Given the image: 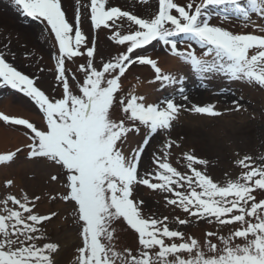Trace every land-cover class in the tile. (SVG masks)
I'll return each instance as SVG.
<instances>
[{
    "label": "snow or ice",
    "instance_id": "snow-or-ice-1",
    "mask_svg": "<svg viewBox=\"0 0 264 264\" xmlns=\"http://www.w3.org/2000/svg\"><path fill=\"white\" fill-rule=\"evenodd\" d=\"M13 3L54 37V68L38 71L52 72L55 87H45L43 75L19 70L9 59L14 53L0 49V89L22 94L38 117L0 111V123L21 128L22 136L18 145L0 149V166L23 154L57 174H49L43 195L14 178L0 182V264H59L61 243L48 227L61 213L42 210L46 200L71 210L64 220H72L80 240L74 264H264V156L234 153L238 171L216 179L208 159L171 135L183 113H239L246 111L243 97L223 111L218 101L194 103L184 75L160 57L141 54L158 42L201 81L264 89V0H157L146 14L111 0H77L71 20L62 0ZM85 22L110 32L114 55L97 60ZM137 66L150 69L148 85L174 92L156 100L135 86L126 92L127 75ZM141 189L160 196L170 214L146 212ZM117 223L134 233V248L119 244ZM197 223L215 230L202 239L181 230Z\"/></svg>",
    "mask_w": 264,
    "mask_h": 264
},
{
    "label": "rangeland",
    "instance_id": "rangeland-1",
    "mask_svg": "<svg viewBox=\"0 0 264 264\" xmlns=\"http://www.w3.org/2000/svg\"><path fill=\"white\" fill-rule=\"evenodd\" d=\"M84 2L85 0H81L82 4ZM111 3L124 9L131 8L137 13L146 14L155 10L157 0H149V3L145 5L138 4V0H111ZM62 4L71 20L74 17L77 0H62ZM81 11L83 13V8ZM82 27L95 36L98 47L97 60L115 54L116 46L109 39L110 32L108 30H91L87 22ZM43 29L44 26L38 21L23 15L14 5L13 0H0V49L14 53V56H9V59L14 61L19 70L29 75H43L44 86L55 87L52 72L45 71L41 74L38 71V68L49 69L54 68L55 65L54 37L45 35ZM6 45L7 48H5ZM141 54L163 57L167 64L171 61L170 56L165 53L158 42H153L151 46H147L141 51ZM68 66L73 71L75 70V65L69 63ZM169 70L186 77L184 86L190 100L194 103L218 101V107L223 111L225 108L231 107L233 99L243 97L241 103L244 104L246 111L239 113L224 112L218 118L195 113H183L171 132L173 138L183 137L186 148H194L198 155L210 161L209 172L216 179H223L225 173L233 174L238 171L233 163L234 153L242 155L247 153L256 158L264 156V89L249 85L246 82L229 83L220 79L201 81L189 66L177 60L171 64ZM137 78L141 85L137 83ZM149 79H152L149 68L134 67L125 80V91H131L135 86L137 94L148 95L151 100L163 98L174 92V89L158 91L156 86L147 84ZM205 83L207 87L202 86ZM222 89L225 91L224 95L220 94ZM6 100L37 115L32 104L22 94L10 89H0V103L6 102ZM178 102H180L179 97ZM9 128H14V131L21 133L19 127ZM159 139L157 137L151 143L156 144ZM144 163L145 165L148 163L147 155L144 158ZM17 165H21V168L17 169ZM0 171V182H3L5 178L15 179L17 175H20L23 178V187L29 193L38 195H43L50 190L49 174H57L50 164L43 161L31 162L23 154L18 155L12 166L4 167ZM55 187L58 185H51V188ZM139 195L146 201V212L170 214L160 203V196L147 189H141ZM40 207L42 210L52 208L61 213V218L54 220L49 225L48 234L53 240L61 243L60 253L57 256L59 264L62 263L60 261L63 255L65 264H74V253L76 247L80 245V240L72 220L69 219L67 222L64 220V217L71 216V210L65 208V205L59 201L46 200ZM114 226L119 233V244L134 248L137 243L134 233L123 223H117ZM181 230L202 239L203 233L215 229L209 228L203 223H197ZM227 232L228 229H225L224 234ZM66 240H69V243L67 251L63 252L66 250L63 248Z\"/></svg>",
    "mask_w": 264,
    "mask_h": 264
},
{
    "label": "bare ground",
    "instance_id": "bare-ground-1",
    "mask_svg": "<svg viewBox=\"0 0 264 264\" xmlns=\"http://www.w3.org/2000/svg\"><path fill=\"white\" fill-rule=\"evenodd\" d=\"M161 59L165 60L163 57ZM170 59H171V61H170L171 63L169 62L166 65L168 68L171 66V64L176 62V59H174V58H170ZM139 85H141V84H139ZM2 110L3 111L6 110L8 112L20 113V114H23L25 116H32L33 118L38 119L37 115L33 114L32 112H29L28 110L24 109L23 107H21L19 105L11 104L7 100H6V102L0 103V111H2ZM21 139H22L21 133L16 132V131L4 126L2 123H0V149H10V148L18 145V143L20 142ZM2 168H4V167L0 166V170ZM19 168H21V165H17V169H19ZM22 179L23 178L20 175H17L15 177L17 184L20 186H23V180ZM64 243L65 244H64L63 248H66V250L63 252H66L69 240L64 241ZM63 256H62V259L60 261V262H62L61 264H65Z\"/></svg>",
    "mask_w": 264,
    "mask_h": 264
}]
</instances>
